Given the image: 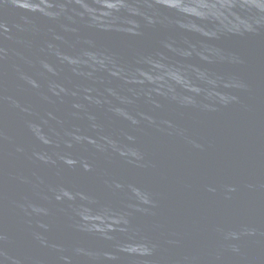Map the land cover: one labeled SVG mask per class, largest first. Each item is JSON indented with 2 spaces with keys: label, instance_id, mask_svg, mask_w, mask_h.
Returning a JSON list of instances; mask_svg holds the SVG:
<instances>
[{
  "label": "water",
  "instance_id": "1",
  "mask_svg": "<svg viewBox=\"0 0 264 264\" xmlns=\"http://www.w3.org/2000/svg\"><path fill=\"white\" fill-rule=\"evenodd\" d=\"M0 264H264V0H0Z\"/></svg>",
  "mask_w": 264,
  "mask_h": 264
}]
</instances>
